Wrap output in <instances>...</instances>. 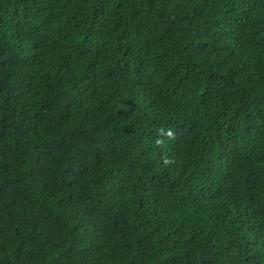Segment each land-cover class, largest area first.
I'll return each mask as SVG.
<instances>
[{
    "label": "trees",
    "instance_id": "trees-1",
    "mask_svg": "<svg viewBox=\"0 0 264 264\" xmlns=\"http://www.w3.org/2000/svg\"><path fill=\"white\" fill-rule=\"evenodd\" d=\"M0 264H264V0H0Z\"/></svg>",
    "mask_w": 264,
    "mask_h": 264
}]
</instances>
